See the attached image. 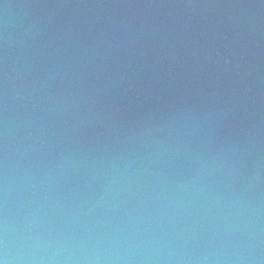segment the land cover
Here are the masks:
<instances>
[{
  "label": "water",
  "instance_id": "1",
  "mask_svg": "<svg viewBox=\"0 0 264 264\" xmlns=\"http://www.w3.org/2000/svg\"><path fill=\"white\" fill-rule=\"evenodd\" d=\"M0 259L264 264V0H0Z\"/></svg>",
  "mask_w": 264,
  "mask_h": 264
},
{
  "label": "clouds",
  "instance_id": "2",
  "mask_svg": "<svg viewBox=\"0 0 264 264\" xmlns=\"http://www.w3.org/2000/svg\"><path fill=\"white\" fill-rule=\"evenodd\" d=\"M0 264H7V262L3 259H0Z\"/></svg>",
  "mask_w": 264,
  "mask_h": 264
}]
</instances>
